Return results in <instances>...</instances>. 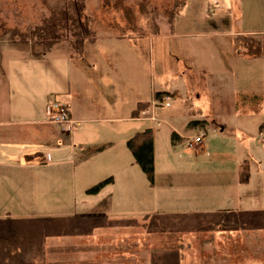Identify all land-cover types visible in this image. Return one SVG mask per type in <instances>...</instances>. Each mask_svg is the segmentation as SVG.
<instances>
[{
    "label": "crops",
    "instance_id": "0c3cea01",
    "mask_svg": "<svg viewBox=\"0 0 264 264\" xmlns=\"http://www.w3.org/2000/svg\"><path fill=\"white\" fill-rule=\"evenodd\" d=\"M126 26H115L114 31L119 32L116 34H105L101 28L93 27L95 38L84 41L82 53L78 56L70 55L68 45L57 47L56 44L41 56L20 51L11 44L9 55L0 56V218L8 215L12 218L106 215L111 219L141 220L149 215H163L171 222H178L180 215L264 209V168H252L251 160L254 161L258 154L252 153L247 159L237 142L226 141L224 146L229 151L219 155L221 167L160 170L165 189L172 187L181 191L174 194L146 192L140 197L136 193L133 196L134 183L148 185L142 174L129 167L132 153L125 145L134 129L135 133L143 131V127H146L144 130L150 128L148 122L158 119L155 113L157 100L169 107V97L186 94L182 111L188 107L192 112L190 120L187 118L190 127L201 129L210 124L213 128L222 120L221 129L230 123L239 132L257 126L264 133V50L260 37L264 30L210 32L234 36L232 42L236 45L232 54L239 56L241 65L235 73L226 50L216 51L215 57L210 59V89L205 103L214 109L215 117L208 120L203 116L204 109L195 104L192 97L200 100L201 94L195 89L188 94L178 82L182 77L181 68L186 72L193 69L179 57L181 45L174 39L167 41L165 48V39L176 38L178 32L172 28L169 30V24L168 32L159 27V31L150 35L136 36L127 34ZM244 37L257 41V51H248ZM154 39H158V57L164 60L167 56L174 67L168 71L166 81V73L160 75L158 88L153 78L149 80L141 72L143 52H150L153 57ZM237 80H240L241 88L235 87ZM229 82L230 89H212L214 83L222 87L223 83L228 86ZM157 92L166 95L157 97ZM223 92L232 97V108H225L227 114H222L223 110L219 112L218 107L224 100ZM54 94L68 105L71 119L77 124L72 134L47 119L45 105ZM32 95L39 98L37 108L26 106L24 99ZM242 95L256 97L257 104L242 100ZM261 99L262 102L258 103ZM13 116L15 118H11ZM135 123L137 128H133ZM170 129L173 142L185 137L175 126ZM200 134L203 133L196 131L190 141ZM261 137L251 140L264 146ZM203 138L204 135L200 142L187 146L199 147L204 153L208 143ZM111 139L121 144L116 160H124V166L108 172L66 168L73 151L81 154L93 151L110 143ZM81 154L76 153L75 157L82 158ZM261 156L264 157V153ZM24 176L29 178L28 184H24L26 178L20 183L19 177ZM79 176L90 180L78 187L75 181ZM108 178L109 181L97 192L86 193L92 185ZM71 190L75 192V198L80 199L83 209L80 213L66 214L62 212L64 207H60L62 199ZM41 197L49 209L54 210L36 215L10 208L22 206L19 202L35 206ZM171 229H174L173 225L163 231H149L145 225L139 224L98 227L90 234L48 236L44 241L43 264H153L152 257L156 253L168 250H177L178 264H250L247 261L250 258L255 260L252 264H264V229ZM162 233L175 238L176 244H163V238H150Z\"/></svg>",
    "mask_w": 264,
    "mask_h": 264
},
{
    "label": "rangeland",
    "instance_id": "374dc122",
    "mask_svg": "<svg viewBox=\"0 0 264 264\" xmlns=\"http://www.w3.org/2000/svg\"><path fill=\"white\" fill-rule=\"evenodd\" d=\"M68 1L76 0H0V56L3 55L6 57L9 55L8 49H10L11 44L20 48V51L24 50L30 53L31 50L35 52L41 51L43 45L40 44L42 39L38 34V28L46 22L54 9L56 10L58 7L66 5ZM84 3L85 11L82 19L88 21L91 30H93V27L101 28L105 34L119 33L117 30L114 31L115 26L118 28V26L127 25V34L143 32L141 34L145 35L149 33L150 35L159 31V27L166 28L164 30L168 32V25L170 24L169 30L172 28L173 31L178 32V36L172 39H165V48L168 46L167 41L171 42L175 39L174 42L181 45L179 57L186 64L193 66V69L189 67L190 71L187 72L183 68L180 69L182 77L178 82H180L184 91H188V94H190L193 89L201 94L200 100H195L196 98L194 96L192 97L194 98V103L204 109L205 113L203 116L208 120L212 119L213 116L215 117L214 109L208 107L205 103V100H207V93H209L210 89L208 73L210 59L215 57L216 51L226 50L230 56V67L232 69L234 68L233 70L235 73L238 71L237 68L239 64L241 65L239 56H235L234 53L232 54V51L235 50L234 46L236 45L232 42L234 36L232 34H211L210 32L235 31L242 33V31L264 30V0H85ZM74 31H76V27L71 21H68L64 28H58L56 33L60 36V40L55 43L58 45L57 47L67 46L68 42L72 39ZM194 32H201L202 34L200 33L194 36L192 35ZM260 37H262L261 39L263 40L264 50V35ZM36 41H39V43ZM153 41V57L150 52H143L141 72L146 74L149 80L153 78L158 88L159 85H157V82H160V75L166 73L165 81L168 79L167 74L173 67V61L169 60L167 56L164 60L160 59L157 55L158 39H154ZM244 41L245 47L247 46L246 48L249 52L253 53L257 51L258 43H255L257 42L255 39L244 37ZM225 45L227 46L226 49H224ZM170 53L171 56L169 53L168 55L172 57L173 52L171 51ZM49 57H51V54H49ZM170 78L171 76H169V79ZM162 81L164 82V79H162ZM239 81H236L235 87L241 88ZM226 87L230 89V82L228 86L223 83L222 87L214 83L212 89L225 90ZM172 88L173 87L169 89ZM231 98V95L225 96L223 92L222 100L224 99L225 102L223 100V102L218 105L220 108L219 112L223 110L222 114H225V108L227 110L232 108ZM54 99L59 100L60 96L54 94L47 102ZM186 99L187 94L181 97L178 95L169 97V107H166L164 103H160L159 100L156 101L155 113L158 119L148 122L147 125V127H150L152 134L153 179L155 183H153L142 171L140 166L134 162L132 156V164L129 167L135 171L137 170V173L142 174L141 176L145 183L150 188H153L149 189L145 184L141 185L140 182H135L133 185V196L135 193L140 197L142 193L146 192L147 194H157V192L162 191V194L163 192L174 194L176 191H181V189L172 187L165 189V185L162 182L163 176H161L160 170L221 167L219 160H222V158L219 157V155L229 151L224 146L227 143L226 141H230L232 144L237 142L240 150L244 152V156L247 159H250L249 155L252 153L258 154L255 156L256 159L254 161L253 159L251 160L252 168H264V157L261 156L264 153V146L261 144L259 145L256 141L254 143L251 140L253 138L255 140L260 138L263 134L261 128L251 126L249 129L239 132L235 125L229 123L227 127L221 129L220 124L222 123L220 122H222V120L213 128L210 124L201 129L198 127H190L189 114L192 112L188 111V107L186 111H182L183 105L186 104L184 102ZM24 100L27 102L26 106H32V108H37L40 103L39 98L34 95L28 96ZM260 102H262V99L258 101V103ZM63 103L65 102L63 101ZM187 104H189V101H187ZM256 104L257 99H254L253 105ZM15 116L17 117L19 115ZM15 116L11 118H15ZM196 116L198 117L199 115ZM187 118H189V120H187ZM76 125L77 124L72 123L69 130L71 134L76 130ZM170 126H175L178 132L185 135V137L173 142V132ZM133 128H137L136 123ZM144 128L146 127H143L141 130H144ZM196 131L202 132L204 135L203 140L208 143V147L204 153H202L199 147L189 148L187 146L188 142L191 140L190 136ZM135 134L134 129L133 136ZM243 136L247 139H244ZM120 147L121 144L118 140L111 139L110 143L94 149L93 151H83V154L79 151H73L72 154L70 153V158L67 160L66 168L68 167L70 170H72V168L78 170L84 169L88 172H108V170L119 168L124 166L125 163L124 160H116L121 152ZM76 153L81 154L82 158H76ZM213 161L218 162L214 163ZM0 171H2L1 168ZM25 178L24 184H28L29 178L27 176L23 178L19 177V180H21L20 183H23L22 179ZM87 180L90 179L88 177L79 176L75 181V185L80 187L85 181L87 183ZM38 184H40V182ZM86 193L88 194V192ZM82 194L84 195V192H82ZM93 199L94 197L91 198V201ZM62 200L64 201L60 207H64L62 212L66 214L75 211L80 213L83 210L79 203L80 199L77 197L75 198V192L72 190L69 195ZM26 203L19 202L22 206H12L10 208L16 212H31L36 215L54 210L49 209L43 197H41V201L39 200L34 203L35 206H30L29 202ZM24 204L26 206H24ZM161 222L165 229L171 228L174 223L169 220H163ZM151 237L163 238V244H172L173 242L176 244L175 238H171L164 233L151 235L150 238ZM204 260L205 258H202V261ZM247 261L250 264L255 262L253 258Z\"/></svg>",
    "mask_w": 264,
    "mask_h": 264
},
{
    "label": "trees",
    "instance_id": "16d2710c",
    "mask_svg": "<svg viewBox=\"0 0 264 264\" xmlns=\"http://www.w3.org/2000/svg\"><path fill=\"white\" fill-rule=\"evenodd\" d=\"M85 0L68 1L66 5L52 11L51 16L38 28L43 45L41 51L31 50L33 56H41L60 40L56 33L58 28H64L68 21L76 27L72 39L68 42L71 56L82 53V46L86 39H94V31L85 21ZM143 32L134 33L144 36ZM48 40V41H46ZM39 43V41H36ZM39 44V45H40ZM258 48V47H257ZM166 95L157 92L156 96ZM256 97L242 95L241 99L253 102ZM263 127V126H262ZM151 129L137 132L127 140L126 145L132 153L142 171L153 182V147ZM108 179L102 180L87 189L88 193L97 192ZM180 221L174 222L173 231H213V230H258L264 229V209L243 211H222L180 215ZM143 220V222H141ZM141 220L137 218L111 219L106 215H92L87 217H28L12 218L9 215L0 218V264H43L44 241L48 236L67 234H90L98 227L137 226L143 224L149 231L166 230L161 221L168 220L163 215H149ZM173 222V221H172ZM153 264H178L177 250L156 253L152 257Z\"/></svg>",
    "mask_w": 264,
    "mask_h": 264
},
{
    "label": "built area",
    "instance_id": "2783aa9c",
    "mask_svg": "<svg viewBox=\"0 0 264 264\" xmlns=\"http://www.w3.org/2000/svg\"><path fill=\"white\" fill-rule=\"evenodd\" d=\"M45 113L49 122L60 125L64 131H69L72 123H74L71 119L68 105L59 100L54 99L47 102L45 105ZM202 137L203 134L197 135L192 141H189L188 146L191 147L195 143L200 142ZM261 141L264 142V133L262 134Z\"/></svg>",
    "mask_w": 264,
    "mask_h": 264
}]
</instances>
